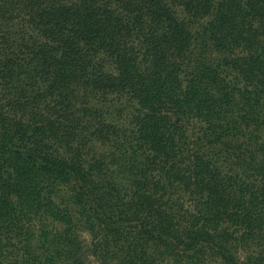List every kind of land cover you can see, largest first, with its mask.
<instances>
[{
  "label": "trees",
  "instance_id": "1",
  "mask_svg": "<svg viewBox=\"0 0 264 264\" xmlns=\"http://www.w3.org/2000/svg\"><path fill=\"white\" fill-rule=\"evenodd\" d=\"M263 131L264 0H0V264H264Z\"/></svg>",
  "mask_w": 264,
  "mask_h": 264
},
{
  "label": "rangeland",
  "instance_id": "2",
  "mask_svg": "<svg viewBox=\"0 0 264 264\" xmlns=\"http://www.w3.org/2000/svg\"><path fill=\"white\" fill-rule=\"evenodd\" d=\"M263 138H264V131H263ZM78 224L77 227V233L81 235V241L83 243V246L86 250L88 264H98L97 256L94 254V236L91 233V231L88 230V226L85 224L84 221H82L77 215L74 216ZM87 233V235H84ZM211 263V262H209Z\"/></svg>",
  "mask_w": 264,
  "mask_h": 264
},
{
  "label": "clouds",
  "instance_id": "3",
  "mask_svg": "<svg viewBox=\"0 0 264 264\" xmlns=\"http://www.w3.org/2000/svg\"><path fill=\"white\" fill-rule=\"evenodd\" d=\"M84 235H87V233H85Z\"/></svg>",
  "mask_w": 264,
  "mask_h": 264
}]
</instances>
